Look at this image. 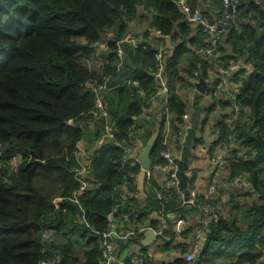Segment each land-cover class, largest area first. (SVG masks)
<instances>
[{
	"label": "trees",
	"instance_id": "1",
	"mask_svg": "<svg viewBox=\"0 0 264 264\" xmlns=\"http://www.w3.org/2000/svg\"><path fill=\"white\" fill-rule=\"evenodd\" d=\"M212 1L223 14L222 0ZM191 6L196 8L197 2ZM144 20L149 24L137 40L141 34L134 29ZM149 27L161 36L151 38ZM193 32L177 0H0V264H42L52 259L55 264H106L98 233L113 226L124 195L139 191L135 181L142 170L138 162L122 164L124 150L109 142L95 152L89 166L87 179L94 187L80 191L74 153L88 134L86 121L96 101L86 83L113 75L110 85L116 88L106 92L105 101L119 129L117 139H127L137 125L145 146L156 127L162 132L164 125L163 117L138 119L149 107L147 96L158 88L156 55L162 36L174 44L165 62L174 125L187 114L188 105L176 92L188 78L183 72L193 78L201 69L199 77L207 76L210 62L195 49L187 68H182L191 45L199 49L208 37L201 28ZM130 37L137 45L127 41ZM123 40L122 59L118 43ZM101 42H107L106 63L98 74L88 61L97 56ZM219 49L218 63L225 62L226 68L232 60L253 65L252 70L236 73L242 83L237 98L242 113L236 127L238 141L254 155L245 160L233 150L229 166L231 179L248 175L258 200L249 210L234 204L243 214L244 226L236 216L220 213L195 264H264V0H239L238 20L228 26ZM101 125L103 121L95 124L99 130L92 139L100 136ZM219 131L221 140L228 138L225 121ZM161 132L152 151L154 163L164 162L159 157L164 148ZM17 156L22 162L14 168ZM124 182L126 188H117ZM143 187L146 204L140 208L135 199L138 214L118 219L116 230L131 229L147 219L156 226L158 220L151 217L155 212L179 217L189 213L176 189L166 192L154 178L144 179ZM158 192L170 197L161 200ZM167 229L173 241L174 234ZM178 262L186 264L183 259Z\"/></svg>",
	"mask_w": 264,
	"mask_h": 264
},
{
	"label": "crops",
	"instance_id": "2",
	"mask_svg": "<svg viewBox=\"0 0 264 264\" xmlns=\"http://www.w3.org/2000/svg\"><path fill=\"white\" fill-rule=\"evenodd\" d=\"M186 2L190 6L197 2L196 8L203 13L206 20L211 24H218L220 18L222 17L221 16L222 10L219 7H217L212 0H186ZM144 21L142 22V24L144 25L143 30L146 29L147 25L149 24L148 21L146 22ZM140 28L141 27L137 25V27L134 29V31L136 30V35H139L137 33V30ZM192 28L194 30L193 34H196L197 31L199 32L201 26L196 24L193 25ZM141 36L142 34L140 35V37L136 36V39L139 40ZM161 39H162L160 41L161 44L157 48L158 50H162L165 53V61H164L165 63L167 58L170 57L173 53L174 44L170 37L162 36ZM196 48L198 47L191 45L192 52L187 53L185 55V60L182 63L183 70L187 68L188 63L191 59V54L192 53L194 54L193 50L195 49L196 51L197 50ZM205 58L208 59V62H210V67L206 70V75H207L206 78L199 77V82L196 85H193V83L191 82L192 78L189 77L188 74L183 72V75L187 76L188 78L185 77L187 80L185 83H182L180 87L176 86L177 94L181 96L183 100L187 103L188 105L187 110L190 109L189 121L191 126H192L191 117L195 109V101L197 96H199V105L202 107V118L200 120L198 132H197V139L195 140L192 146V156L190 157V161H189V170H188V175L190 177L189 183L193 181L194 179L193 177L195 173L198 170H202L201 171L202 194L206 196L210 185L213 182H215L217 184V189L213 198L211 199V202L216 207L218 213H223L224 215H228L231 218H234L236 216L238 221L237 223L241 226L242 225L244 226L243 214H241L237 208H234L235 207L234 204H238L242 208L249 210L252 209L253 204L258 200V196L254 192H251L252 185L248 178V175H246L245 181L242 182L239 186H236L235 188L228 190L227 185L229 180H231L230 178L231 172L229 166L230 162L223 167H215L212 164L207 163L203 159L201 146L207 144L211 146L212 149L220 148L221 138L216 135V131L219 130V125L223 121L227 123L229 128V118L233 114L235 103L239 105L237 103V99L234 102L232 95L239 89L241 90L242 83L236 78V73H238L240 69L231 74L229 73L225 74L224 70L228 69L234 63H241L242 65L241 69L248 68L250 70L253 69V65L251 63L245 64L241 60L240 61L232 60L229 63V66L226 68L223 66L225 62L220 64L218 63L219 61L215 59H211L208 57ZM213 60L217 62H214ZM197 73L200 75L203 73V71L200 69V71ZM202 79L206 84V88L204 92H201L198 88V84L201 82ZM190 82L192 83L193 87L190 86L189 84ZM162 106L163 105L161 103H158L154 109L155 113H148L147 117L148 118H154L156 116L163 117L160 112ZM244 112H248V109H245ZM241 113H242V107H241ZM241 113L239 119L241 117ZM238 120L236 121V123L238 122ZM162 127H163L162 132L158 129V127H156L155 131H159V134L161 132V136L163 138L166 137L167 146L172 147L173 150L180 148L182 149L183 152V146H181V144L177 145L178 136L175 132L176 126H172L169 129L164 127V125ZM92 128H94L95 131L89 129L87 136L79 143L83 162L87 166L91 165L93 156L95 152L99 149L98 145L96 144V139L95 140L92 139V136H95L99 129L95 125ZM155 133L156 132H154V135ZM236 135H237V127H236ZM143 141L144 140L141 137V139L136 142V147L138 148V151L134 163L136 162L140 163L139 154L144 147ZM234 150L242 151L244 150V148L241 145L238 149L234 148ZM230 156H232V153L230 154ZM19 158L21 159V157ZM141 170L142 172L137 176L135 181V185H137L139 191L136 190L137 193L130 197L124 195L123 197L124 201L123 202L120 201L118 204V205L122 204L123 211H121L118 216L114 215L115 218L112 217V221L114 222L112 227L115 229L117 228L118 219L125 218L126 220H129L131 218H135V216L138 214L139 210L136 209V206L135 208H133V206L136 204V201H134L135 199H138L136 205H139L140 208L144 207V205L147 202V194L145 192L146 188L143 187V182L144 179L149 181L150 178L147 177L142 166H141ZM150 172H152L153 175L151 179L154 178L159 183L160 187L162 186L163 189L167 187L168 169L165 168L162 163H154L153 161V166L150 169ZM188 188H189V184H188ZM250 198H252L253 201L250 206L243 205L244 203L240 204L238 201L239 199H250ZM128 205L131 207H128ZM125 208L127 209L129 208L131 210H125ZM232 213H233V217H232ZM169 216L170 218H168ZM151 217L158 220V224L156 226H153L151 224L150 219H147L144 221V223L134 224L131 227V229L125 230L122 227L121 230L120 229L117 230L119 231V233L128 232V231L136 232V234L132 235L127 240L114 239V241L116 242L114 248H116L117 257L119 256L120 258L119 257L118 258L121 261L132 260V262L134 263L137 260H143L144 261L143 264H181L178 261L183 259L184 255L191 249V245L196 235V228L202 223V215L200 213V210L194 207H189V213H187L182 217L180 216L185 223V231H183L182 234L180 235H178L176 231V225H178L177 220L179 218L177 213H171V215L164 216L163 213L161 215H158V213L155 212L154 214H152ZM162 225H165L166 229L169 226L167 230H169L171 234H174L173 241L170 239L171 236L165 232L166 230L160 236H158L155 233V230H158ZM137 227H141L142 230L137 231L136 230ZM166 241H169L167 246H166Z\"/></svg>",
	"mask_w": 264,
	"mask_h": 264
},
{
	"label": "built area",
	"instance_id": "3",
	"mask_svg": "<svg viewBox=\"0 0 264 264\" xmlns=\"http://www.w3.org/2000/svg\"><path fill=\"white\" fill-rule=\"evenodd\" d=\"M177 2L185 13L187 23L192 26L196 24L200 25L203 33H206V35L208 36L206 38L205 44L199 49H197L196 53L202 57H208L218 61L221 58V52L219 49L220 39L227 32V28L230 23L236 22L238 20L239 0H222L224 6V13L220 18L218 24L209 23L203 13L197 8H192L186 2V0H177ZM148 31L151 38H158L161 36L160 32L153 27H149ZM125 41L126 40H123L122 42L118 43V54L120 57H122V59L124 57V51L121 47V43ZM127 41L129 43L137 45L136 40L131 37L128 38ZM96 51L97 56H94L93 59L88 61V66L90 69L97 70L98 74H102L104 72V66L106 63L105 57L107 52V42L98 43L96 45ZM156 57L158 61L157 65L159 67L158 71L155 73V76L158 80V88L155 93L147 96V98L149 99V107L144 113H142V115L138 119L147 117L148 113H155V106L158 103H161L163 106L160 112L164 119V127L169 129L172 126H176L175 132L178 136L177 145L181 144V146H183L188 130L191 127L189 121L190 109L187 110V114L185 115V119L182 123H179L178 125L173 124L172 114L169 108V99L171 96V92L165 74V53L162 50H158V54L156 55ZM91 61H93V64L90 63ZM241 68V63H234L228 69L224 70V73L231 74ZM127 81H129V79H127ZM110 82H114V77L112 74L104 75L101 78L97 77L90 79L86 83L88 89L92 91L96 97L94 109L91 111L92 117L86 121L87 129L88 131L89 129L95 131L92 127L99 121H103L101 134L96 140V144L98 145V147L100 148L108 142H113L118 147L124 150L121 159L122 164L134 162L136 160L138 151V148L136 147V142L141 139V136L138 134L141 132V129L137 125H135L133 129H131V131L128 133L127 139L123 141H119L117 139V133L119 132V129L112 115L110 114L108 104L105 101L106 92L116 88L115 86H111ZM191 82L193 83V85H196L199 82L198 73H196V76L191 79ZM119 85L123 86V83ZM240 93L241 90L239 89L232 95L234 102L236 101L237 96H239ZM240 113L241 107L235 103L233 114L229 118L230 134L227 139L221 140V146L219 149H212L211 146L207 144L201 146L203 159L207 163H210L215 167H223L228 164L230 159L232 158L230 154L232 153L234 148L238 149L241 146L236 135V121L239 119ZM216 135L220 137L221 132L217 130ZM163 146L164 148L160 152L159 157L164 161L162 163L163 166L168 169V183L166 187V192H169V188L177 189V196L179 201L181 202V205L197 208L198 210H200V213L202 215V223L196 228V235L191 245V249L183 257L186 264H195L197 258L199 257L203 249L207 234L210 232V226L219 221L220 213H218L216 207L211 202V199L213 198L216 192L217 184L213 182L208 189L207 195L204 196V194H202L201 186L202 170H198L193 177V181L189 183L188 189L190 191V194L188 199H186L184 193L178 188L179 178L177 176V162L181 159L182 149L179 148L173 150L172 147H168L166 137L163 138ZM253 155L250 156L245 149L238 152V157H241L245 160L251 159ZM74 157L77 162V166L75 168L76 177L80 183V191H83L90 185L87 179V176L89 174V166L85 165L83 162L79 144L77 146V150L74 153ZM144 172L147 177L151 179V177L153 176L152 172H150V170H144ZM245 179L246 174L237 175L231 179V184L233 186H239L242 182L245 181ZM126 186L127 182H124L118 185L117 188L124 189L126 188ZM166 192H158V198L166 201L170 197V195H167ZM76 196L77 195L75 193L73 196L74 201H77L75 199ZM55 204L57 205L56 202ZM177 223L178 225H176V231L178 235H180L183 231H185V223L181 217L178 218ZM165 230V225H162L158 230H155V233L160 236L164 233ZM47 234L48 233L46 232L44 234V237H46ZM98 234L101 236V244L106 249V264H124V261L119 260L116 255V248H114L116 244L113 241L114 237L117 236L118 239L127 240L129 237L136 234V232L128 231L119 233V231H117L110 225L105 231L100 232ZM56 261V259H52L44 261L42 262V264H55ZM143 263V260H137L134 264Z\"/></svg>",
	"mask_w": 264,
	"mask_h": 264
},
{
	"label": "water",
	"instance_id": "4",
	"mask_svg": "<svg viewBox=\"0 0 264 264\" xmlns=\"http://www.w3.org/2000/svg\"><path fill=\"white\" fill-rule=\"evenodd\" d=\"M198 88L201 92H204L206 88V84L203 79L198 84ZM201 118H202V107L199 105V96H197L195 101V109L191 117L192 126L188 130V134L186 135L183 144V152L181 159L178 160L177 162L178 163L177 176L179 178L178 188L184 193L186 199H188L190 194V191L188 189V184L190 180V177L188 175L189 161H190V157L192 156V146L195 140L197 139V132ZM158 137H159V131H156L153 138L150 140V142L147 145L143 147L142 151L139 154V162L144 170H150L153 166L152 151L156 145ZM93 187H94L93 185H90L88 188L92 189ZM125 210H131V209L125 208ZM121 211H123L122 204L117 205L114 215L118 216ZM136 230L141 231L142 228L137 227ZM114 239L118 240V237L115 236Z\"/></svg>",
	"mask_w": 264,
	"mask_h": 264
},
{
	"label": "rangeland",
	"instance_id": "5",
	"mask_svg": "<svg viewBox=\"0 0 264 264\" xmlns=\"http://www.w3.org/2000/svg\"><path fill=\"white\" fill-rule=\"evenodd\" d=\"M135 25H137V24H135ZM139 26L141 28L137 30V33L140 35L142 33V31H143V26H144L141 21L139 22ZM107 36L108 35H106V37ZM90 63L93 64V61H91ZM12 162H13V165H14L13 167L14 168H18L20 166V164H21V159L17 156L16 158L13 159ZM227 186H228V188H227L228 190H231L232 188L236 187V186H233L231 184V180H229ZM238 201H239L240 204L244 203L243 205H247V206H250L252 204V202H253L252 198H250V199H239ZM47 237H48V234L46 235L45 238H47Z\"/></svg>",
	"mask_w": 264,
	"mask_h": 264
}]
</instances>
